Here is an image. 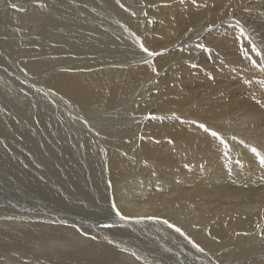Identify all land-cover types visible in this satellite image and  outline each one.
<instances>
[{"label":"bare ground","instance_id":"1","mask_svg":"<svg viewBox=\"0 0 264 264\" xmlns=\"http://www.w3.org/2000/svg\"><path fill=\"white\" fill-rule=\"evenodd\" d=\"M0 55L1 168L65 217L7 207L0 264H264V0H0Z\"/></svg>","mask_w":264,"mask_h":264},{"label":"rangeland","instance_id":"2","mask_svg":"<svg viewBox=\"0 0 264 264\" xmlns=\"http://www.w3.org/2000/svg\"><path fill=\"white\" fill-rule=\"evenodd\" d=\"M253 22H254V26L256 28L260 27V25L262 23V22L256 21V20H254ZM125 28L127 30H129L132 35H136L133 29H131V28L127 27V26H125ZM110 55H111V53H109V56ZM221 55L222 56H228L225 53H221ZM3 58L4 57H2V55H0V64H1L2 60H3ZM17 79H19L18 80V84H21V85L17 86L18 87V90H15L16 92L23 93L24 95H26V97L28 99L30 97H32V95L34 93L35 94H38V92H35V91L29 92L27 90V88H25L24 85L22 84V83H24V81H22L21 78H19L18 76H17ZM46 98H47V100H49V97H46ZM32 100L33 101H38L36 97H34V99H32ZM38 104L40 106H42V110L43 111H47L46 108H49L51 106V104L45 105V102H42V101H38ZM58 104L60 106H66L65 102L57 103V105ZM57 112H59L61 114L70 112L72 115L69 113V115H65V116H67L69 120H71L72 118H74L72 111L69 110V109H67V107L66 108H61L60 110L56 111V114H57ZM75 124H81V123H75ZM91 125H97V124H91ZM8 137H9L8 135L4 134L2 136V139L9 140ZM3 142L6 143V144L11 143V142L14 143L13 141L10 142V140L9 141H3ZM36 165H37V163H36ZM26 168H28L33 173V176L37 180H40L42 182H48V183H51V184L56 183V180H54V179H52V178H50V177H48L46 175L38 174L36 172V167H26ZM8 183H12L13 185H15V188L12 189V188L8 187ZM71 187L72 186H70L69 188H71ZM35 191L36 190L32 189L31 186L27 185L22 180H18V179L13 178L12 176H10L3 168H1V165H0V194H3L5 196H10V197L14 198V200H11V201H10V198H8V197L5 198L6 201H5V199H4V201H1L0 200V213L1 212H7L8 215H11L10 212L11 213H14V212H12V208L11 209H8V210H5L7 207H16V208H19L20 206H24L25 213L34 210L35 212H37L39 214H49V215L57 218L60 221H64L65 220V217L62 216L61 210L58 207H55L56 204H55V202L53 200L47 198L49 196L46 195V196L42 197L43 204L40 205V202L38 204H35V202H34L35 201V197H36ZM16 199L17 200H21L22 202L23 201H27V202H26V204L22 205ZM9 201H10V203H9ZM16 205H18V206H16ZM96 207L99 209V206H96ZM2 210H4V211H2ZM102 211H103V214L106 213V209L105 208H102ZM70 213H73V212L70 211ZM86 225L88 227H94V228L101 229V230H103V229L104 230H107L103 226V223L102 222L101 223L88 222ZM104 230L100 233V235L103 237V239H107V237H110V236H107ZM128 231L131 232V233L134 232V230H132V229H128ZM166 239L169 241L168 238H166ZM162 261L169 262L170 261V255H167L164 259H162Z\"/></svg>","mask_w":264,"mask_h":264},{"label":"snow or ice","instance_id":"3","mask_svg":"<svg viewBox=\"0 0 264 264\" xmlns=\"http://www.w3.org/2000/svg\"><path fill=\"white\" fill-rule=\"evenodd\" d=\"M13 7H16V5H13ZM142 47H143V45H142ZM201 47H203V45H201ZM144 51L145 52H148L149 50L147 48H144ZM151 55H158V53H151ZM201 127L202 128H205V130L207 131V127L205 125H201ZM212 135L213 136H217L218 133L213 132ZM261 162H264V158H262V161ZM117 214H119V210H117ZM125 218H127V217H125ZM178 231H179V229H178ZM201 251H203V249H201Z\"/></svg>","mask_w":264,"mask_h":264}]
</instances>
